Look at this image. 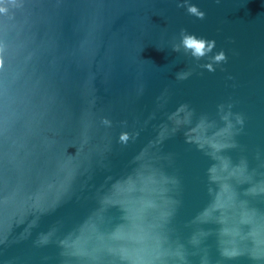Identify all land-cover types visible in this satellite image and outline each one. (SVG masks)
Instances as JSON below:
<instances>
[{
	"label": "water",
	"instance_id": "1",
	"mask_svg": "<svg viewBox=\"0 0 264 264\" xmlns=\"http://www.w3.org/2000/svg\"><path fill=\"white\" fill-rule=\"evenodd\" d=\"M0 9V264H262L264 0Z\"/></svg>",
	"mask_w": 264,
	"mask_h": 264
},
{
	"label": "clouds",
	"instance_id": "2",
	"mask_svg": "<svg viewBox=\"0 0 264 264\" xmlns=\"http://www.w3.org/2000/svg\"><path fill=\"white\" fill-rule=\"evenodd\" d=\"M3 11V9H0ZM187 11L190 14L196 15L198 18H203L204 14L199 12L195 6H189ZM181 46L186 49L190 50L192 54L196 57H202L206 53L211 52L212 48L214 47V41H205L201 38H197L193 35L185 34L183 31L181 33ZM179 46L175 50H178ZM216 60H223L224 55L221 52L215 57Z\"/></svg>",
	"mask_w": 264,
	"mask_h": 264
},
{
	"label": "snow or ice",
	"instance_id": "3",
	"mask_svg": "<svg viewBox=\"0 0 264 264\" xmlns=\"http://www.w3.org/2000/svg\"><path fill=\"white\" fill-rule=\"evenodd\" d=\"M262 264H264V261H262Z\"/></svg>",
	"mask_w": 264,
	"mask_h": 264
}]
</instances>
